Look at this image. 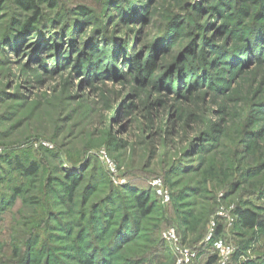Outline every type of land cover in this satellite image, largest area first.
Segmentation results:
<instances>
[{"label": "rangeland", "instance_id": "rangeland-1", "mask_svg": "<svg viewBox=\"0 0 264 264\" xmlns=\"http://www.w3.org/2000/svg\"><path fill=\"white\" fill-rule=\"evenodd\" d=\"M36 1L24 30L33 12L0 0V264H24L32 243L39 264H82L102 209L139 223L110 264L156 245L146 264H179L170 227L206 264L217 210L264 206V0ZM33 160L36 175L15 168ZM157 176L171 201L143 216L129 187L153 192ZM227 235L229 262L264 264V227Z\"/></svg>", "mask_w": 264, "mask_h": 264}, {"label": "trees", "instance_id": "trees-1", "mask_svg": "<svg viewBox=\"0 0 264 264\" xmlns=\"http://www.w3.org/2000/svg\"><path fill=\"white\" fill-rule=\"evenodd\" d=\"M16 3L20 8L29 12H33L32 16L28 17V20L26 21V23H24L23 26L24 30H30L32 27L36 25L35 23L38 22L40 19L41 16L40 5L36 0H16ZM49 3L51 5H54L55 1L50 0ZM256 28H258L257 30L258 31L257 38H258L259 32H261L260 30H262V26L260 25L259 27ZM15 168L21 171L22 174L36 175L39 172L40 163L37 160H33L29 164L16 161ZM70 180H71V184L67 185L66 189L68 191L70 199H72L76 187L80 183V178L77 174H72L70 176ZM129 189H130V193L133 195L135 207H137V209L140 211V214L143 216H147L151 214L154 211L156 205L155 201L159 200V198L155 195L154 191L150 192L148 188H136L132 186H130ZM16 193L17 194L20 193V190H18V188ZM15 196H13V198ZM109 202L115 208L116 207L118 208V206H122L121 204L117 203V200L116 198L114 199V197L111 198ZM259 210H264V206H260L256 204H254L252 207H245L242 205L236 206L234 209V214L235 216H237L235 225H239L247 229H253L257 226L264 227V217L260 214ZM114 217L115 216H103V209H102V215H99V217L95 218V220L97 219L96 222L97 224H95V221L93 222L94 224H91L84 238H82V234L79 236L80 241L76 247L78 249L79 259L82 262V264H110L111 256H113V252L111 251L110 247L113 246L115 242H117L118 244L123 242V238H126V236L129 235V233L131 232L134 233V229H137V227L139 226L137 220L134 219L131 216V214H127L126 212L124 216H120L118 218L117 222L111 224L109 219ZM1 220H2V216H0V223ZM94 225L99 227V229H96ZM110 228L112 229L110 230ZM102 231H105L104 235H100ZM106 236L110 237V239L108 240ZM103 238L106 241H104ZM82 239L83 240L88 239V241L84 242L83 245H80ZM36 244H37V240H36ZM206 244H208L207 246L209 245L210 246L208 248L206 246V248H204L201 254H207L206 264H216V262L218 261L217 254L215 252L214 253L209 252L208 250L212 248L214 249V243L213 245L211 243H206ZM85 246H88L86 250L87 252L83 249ZM35 249H37L36 252H34ZM29 250L30 251H27L28 256H26L27 261L24 264H39V260L37 256L36 255L34 256L33 253L38 255V253L43 252V250L40 248L38 249V247L35 248V245L33 243L31 244ZM159 252L160 251L157 245L154 246L151 250L146 252V254L141 258L140 261L138 260V263L146 264L147 261L149 262L150 259H152V257L155 256L153 254ZM238 253H240V248H237L234 256L236 257ZM51 263H52L51 261L48 262V264ZM232 263L233 262H229L228 264H232ZM16 264H23V263L21 261H18V263ZM55 264H59V263L55 262ZM193 264L196 263L193 262Z\"/></svg>", "mask_w": 264, "mask_h": 264}, {"label": "built area", "instance_id": "built-area-1", "mask_svg": "<svg viewBox=\"0 0 264 264\" xmlns=\"http://www.w3.org/2000/svg\"><path fill=\"white\" fill-rule=\"evenodd\" d=\"M150 183L155 195L163 204H168L172 196L165 187L162 177H154ZM234 216L235 214L231 210L220 208L211 220V226L214 228L211 230L210 238L214 236V250L218 253V258L222 264H228L237 249L236 244L227 235V229L235 223ZM163 238L166 243L173 246L175 254L179 255V264H193L196 258V251L183 245L181 237L174 227L167 228L163 233Z\"/></svg>", "mask_w": 264, "mask_h": 264}]
</instances>
